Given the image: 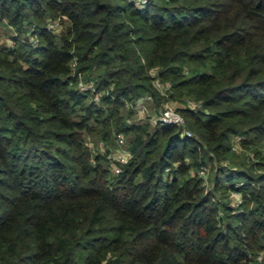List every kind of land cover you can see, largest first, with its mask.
Here are the masks:
<instances>
[{
  "label": "trees",
  "instance_id": "16d2710c",
  "mask_svg": "<svg viewBox=\"0 0 264 264\" xmlns=\"http://www.w3.org/2000/svg\"><path fill=\"white\" fill-rule=\"evenodd\" d=\"M4 23L0 264H264V0H0ZM145 95L193 136L137 121ZM118 134L115 174L87 137Z\"/></svg>",
  "mask_w": 264,
  "mask_h": 264
},
{
  "label": "built area",
  "instance_id": "2783aa9c",
  "mask_svg": "<svg viewBox=\"0 0 264 264\" xmlns=\"http://www.w3.org/2000/svg\"><path fill=\"white\" fill-rule=\"evenodd\" d=\"M33 43H37V38H32ZM13 46V45H12ZM79 82L78 88L81 92H89L94 96V100L99 103L101 100L102 94L105 92H98L96 83L94 81L86 82L84 80V76L81 73H78ZM156 87L163 93L167 92L172 85L164 84L160 80L155 81ZM153 98L150 95H145L143 97L138 98L137 100L125 101L126 108L131 109L136 117L137 121H152L155 124L159 125H169V126H177L184 130V136L192 137L193 133L187 129L186 120L184 116L177 110V107L167 102L163 105V107L156 113L153 112L152 107ZM187 107L198 110L201 108V104L194 100H188L186 103ZM242 137H237L236 142L241 141ZM115 142L118 144L119 148H113L115 151L112 154V170L115 174H120L122 171L123 165L127 164L131 159V154L128 150L124 148L125 139L123 134H118L115 137ZM89 146L93 151H103L109 149L110 146L105 141H100L94 145V143L89 142ZM233 150H235L233 146ZM206 170L203 169L200 171L202 176L205 175ZM205 177V176H204ZM236 196H240L235 193ZM238 198V197H236ZM240 202V201H239ZM239 204V203H238Z\"/></svg>",
  "mask_w": 264,
  "mask_h": 264
},
{
  "label": "rangeland",
  "instance_id": "374dc122",
  "mask_svg": "<svg viewBox=\"0 0 264 264\" xmlns=\"http://www.w3.org/2000/svg\"><path fill=\"white\" fill-rule=\"evenodd\" d=\"M13 34H15V31L13 29H10L9 25H7L6 23L0 24V44H7V45H10L11 47H12V45L14 46L15 43L11 39ZM124 139H125L124 148L127 150L128 138L124 136ZM87 141L94 143V145L100 141H105L107 144H109L110 148H119V146L115 142V140H113V142L102 140L98 135H89L87 137ZM241 141L240 140H239V142L235 141L232 144V146H234V148H235V150H233V151L239 153L240 155L244 154L245 152L247 153L246 150H245V152H243L244 148H243V145L241 144ZM204 176H205L206 181L208 182L206 187H207V189H210L212 172L210 170L206 169ZM236 197H238V198H236ZM239 201L241 202V196H236L235 193L231 194V202L233 205H239L238 204V203H240Z\"/></svg>",
  "mask_w": 264,
  "mask_h": 264
}]
</instances>
